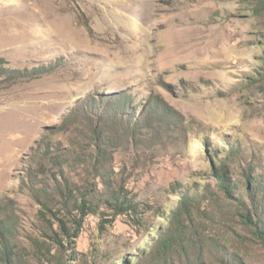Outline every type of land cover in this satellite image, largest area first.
<instances>
[{
  "label": "rangeland",
  "instance_id": "374dc122",
  "mask_svg": "<svg viewBox=\"0 0 264 264\" xmlns=\"http://www.w3.org/2000/svg\"><path fill=\"white\" fill-rule=\"evenodd\" d=\"M0 65V229L26 264L135 261L184 193L203 264H264V220L235 205L264 198V0H0Z\"/></svg>",
  "mask_w": 264,
  "mask_h": 264
},
{
  "label": "trees",
  "instance_id": "16d2710c",
  "mask_svg": "<svg viewBox=\"0 0 264 264\" xmlns=\"http://www.w3.org/2000/svg\"><path fill=\"white\" fill-rule=\"evenodd\" d=\"M16 73L14 70H5L0 65V75H6L11 78ZM215 170V177L217 179V185L224 197L227 199L232 197L234 193V187L231 183L229 171L226 164H217L213 166ZM73 182L59 181L55 182L54 191L61 196V204L63 209H67L72 203L77 209V214L84 216L90 212V206L86 200V196L91 192L79 190ZM257 189V187H256ZM76 192V194L74 193ZM250 203L240 196L235 203L237 209L242 213L240 216L244 219V222L253 227L257 234H261L259 227H262L261 220H264V198L260 195L257 198L255 191H248ZM184 197L179 198V206L172 210L167 218L166 226L161 229L150 248L147 251H142L135 261H132L128 257H124L119 264H203L199 256V248L201 242L198 237L188 229V216L191 212L193 204V198L188 193L183 194ZM111 201L108 205L114 208L113 215H118L127 211L136 212L137 203L134 198L128 197L127 194L120 193L118 191H112L110 193ZM190 197V198H189ZM47 205V204H46ZM255 217V220L253 217ZM73 225L69 227L63 225L60 229L62 235L69 238L72 234L76 237L75 231L77 230L74 225L79 226L78 216L73 220ZM261 223V224H260ZM260 236V235H259ZM263 236V235H262ZM10 240L6 235H3L0 229V264H26L21 259V256L17 252H13V248L9 247ZM70 243V242H68ZM71 243H73L71 241ZM62 246V245H61ZM67 246L64 245L62 249V257L57 259V264H66L68 258L65 254ZM219 260H222L226 264H232L229 261V256H226L220 251H210ZM74 251L70 253L71 259L74 258Z\"/></svg>",
  "mask_w": 264,
  "mask_h": 264
},
{
  "label": "bare ground",
  "instance_id": "6f19581e",
  "mask_svg": "<svg viewBox=\"0 0 264 264\" xmlns=\"http://www.w3.org/2000/svg\"><path fill=\"white\" fill-rule=\"evenodd\" d=\"M177 32L176 36H175V42H183V38H181V34L183 32H181V30H175ZM185 38V37H184ZM187 40V39H186ZM184 44V43H182Z\"/></svg>",
  "mask_w": 264,
  "mask_h": 264
}]
</instances>
